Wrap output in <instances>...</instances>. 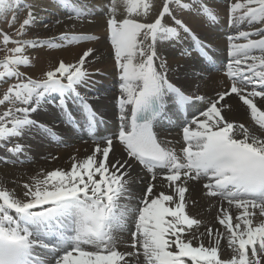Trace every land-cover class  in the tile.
Listing matches in <instances>:
<instances>
[{
	"label": "snow or ice",
	"instance_id": "1",
	"mask_svg": "<svg viewBox=\"0 0 264 264\" xmlns=\"http://www.w3.org/2000/svg\"><path fill=\"white\" fill-rule=\"evenodd\" d=\"M56 6L80 22H92L98 12L106 17L120 80L115 139L126 159L115 154L113 137L96 139L98 114L78 90L88 86L85 65L92 48L75 63L58 61L40 79L21 71L32 65L30 49L98 37L62 32L45 40L25 39L41 20L38 5L0 0V19L14 29H0V87L7 85L0 96V106H6L0 111V142L34 130L55 138L52 128L32 118L55 94L69 125L80 126L68 101L80 106L96 144L86 157L73 156L70 169L30 176L22 194L0 179V264H264V28L241 29L264 25V0L230 5V26L237 29L228 37L224 75L230 87L214 99L186 94L173 83L167 60L157 50L165 41L179 42L183 32L207 56L206 46L179 16L197 10L215 22L214 10L203 0H108L103 8L56 0ZM20 11L26 12L22 21ZM169 95L181 111L194 100L207 103L182 122L179 150L154 130L158 121L170 120L165 111ZM229 96L246 106L252 124L227 118ZM7 151L18 158L25 146L14 143ZM137 164L150 174L139 197L132 187ZM193 182L202 184L205 196L218 198L215 220L221 228L187 211ZM125 233L129 239L122 245Z\"/></svg>",
	"mask_w": 264,
	"mask_h": 264
},
{
	"label": "bare ground",
	"instance_id": "2",
	"mask_svg": "<svg viewBox=\"0 0 264 264\" xmlns=\"http://www.w3.org/2000/svg\"><path fill=\"white\" fill-rule=\"evenodd\" d=\"M55 1L56 0H35L37 5L43 6L42 8H45L47 5H53ZM158 1L159 0H157V2ZM234 2H236V0H225L222 4L212 2L211 8L217 16L215 22L209 21L206 17L199 14L197 10L180 13L179 16L186 21L193 32L221 49L220 56H224V54L226 56V49L229 47V41L226 40V38L222 36L223 34L219 33L217 29H222V31H226V33H233L234 30H237L235 27H232L230 30H224L229 20L228 12L226 13L229 6L228 4ZM219 5L227 6V9L223 10ZM48 10L54 11L53 8H48ZM49 20H52V18H45L44 22ZM54 20L56 22L59 21L57 17H55ZM61 21L62 24H55L57 29L58 27L63 28L58 30L59 32L49 33L53 25L48 24L46 30L43 28L44 26L42 27L41 25L39 29L41 31L45 30L46 32H44L45 34L43 36L39 37L48 39L49 37H58L60 31H70L74 34L95 36L101 40L106 39L108 43L110 41L106 31V24L103 22L104 20L99 22L97 20H92V22H88L87 20L80 22L68 18ZM77 23H81L82 25L80 24L78 28H74L73 26H77ZM263 26L264 25H254L249 29L245 24L241 25V29L249 31ZM34 29H38V27L34 26ZM214 29L216 31H214ZM212 34L214 35L212 36ZM81 43L83 44H74L56 49H30L28 54L33 58L32 65L31 67H22L21 71L33 79H40V76H42L46 70L57 66L58 61L63 60L65 63H75L84 51L92 48L94 50L93 56L88 58L90 63L86 61L85 65L90 73L89 83L88 86L81 87L79 90L85 92L89 96H94V99L91 100L94 106L111 121L104 131V134L107 135L115 126L113 122L115 121L116 114V98L117 93H120L116 91L114 94L112 90H109L107 87L109 85H114V83H120L118 71L114 66V51L110 43L108 49L101 44H104L103 41L98 42L97 39L91 42L84 41ZM192 44L193 40L191 37L182 32L179 42L165 41L157 45V50L158 54L167 60L169 76L175 82L181 85L187 92L193 94L204 93L206 99H214L219 92L228 88L229 82L222 74L209 73L203 69L204 66L196 53H189ZM51 54L57 56L49 58ZM198 70L203 72L202 76H198ZM100 71L104 73L107 72L108 76L100 74ZM197 82H200L199 86H195ZM97 94L99 95L98 98H96ZM102 94H105V96H101ZM58 99L59 98L56 97L55 94L50 96L48 102L43 104L37 112L32 114L33 119H37L39 123L53 129L56 133L55 138L47 136L42 131L34 130L21 138H12L9 141L0 142V179L6 180L7 186L16 189L18 194H22V184L27 182L28 178L36 172L40 170L51 171L57 168L70 169L72 163L71 158L73 156L84 158L91 154L96 146L95 142L88 136L84 125H81L80 131H77L71 125L64 122V115L58 107ZM226 100L232 106L231 109L226 112L228 119L243 122L246 126L252 124L246 106H244L241 101L235 96H229ZM56 101L58 102L57 104ZM201 102L203 105L207 104L206 101ZM168 126L171 128L170 125ZM14 143H20L25 146V152L18 158L7 151V148ZM6 144L7 146L5 147ZM113 147L118 157L126 159L123 146L114 142ZM8 156L12 157V162L7 161ZM111 158L112 154H110V159ZM17 159L19 162H17ZM132 175L134 177L132 187L135 195L139 197L143 194V189L147 187L150 179L138 164L133 166ZM157 183L159 184L160 181L158 180ZM186 199L189 201L187 211L190 215L205 221L206 224L221 228L215 220L218 214L217 209L219 207V200L218 198L205 196L201 183L193 182L190 185V190L189 193L186 194ZM233 211L235 210L233 209ZM128 239L127 233L123 234L122 245L126 243ZM122 245L121 250H125Z\"/></svg>",
	"mask_w": 264,
	"mask_h": 264
},
{
	"label": "rangeland",
	"instance_id": "3",
	"mask_svg": "<svg viewBox=\"0 0 264 264\" xmlns=\"http://www.w3.org/2000/svg\"><path fill=\"white\" fill-rule=\"evenodd\" d=\"M25 1V3H33V4H36V2H35V0H24ZM47 1V0H46ZM79 1H82L81 3L80 2H77V4L78 5H80V6H88V7H92V8H103L105 5L104 4H107V2H108V0H79ZM159 2V1H158ZM214 2V1H213ZM216 4H221V3H217V2H215ZM56 4V2L53 4V5H47L45 8H42L43 6L42 5H38V7L36 8V11H37V14L41 17V20L35 25V26H37L38 27V29H34V27L32 28V29H30V31H29V34L26 36V37H24L25 39H33V38H40V39H42V40H45L44 38L45 37H39V36H43L45 33L44 32H46L45 30H46V27L47 26H45V25H48V24H50V25H53V28H52V30L51 31H49V33H53V32H59L58 30H60V29H63L62 27H58V29L56 28V25L55 24H58L55 20H54V18L55 17H57V19L60 21V23L62 24V21L61 20H64V19H68V15H64V13L62 12L61 13V11L62 10H59L58 9V7L55 5ZM37 5V4H36ZM229 5V4H228ZM220 6V8H222L223 10H226V6H222V5H219ZM48 8H53L54 9V11H52V10H48ZM44 9V10H43ZM46 10V11H45ZM57 10V11H56ZM54 12H56V13H54ZM228 12V9L226 10V13ZM67 13V12H66ZM97 15V16H96ZM95 16H93V17H91V20H97L98 22L99 21H103L105 24H106V17L104 16V15H102L101 13H97ZM25 16H26V12L25 11H20L19 12V20H23L24 18H25ZM45 18H52V20H49V21H47V22H44V19ZM100 19V20H99ZM102 19V20H101ZM45 24V25H44ZM80 24L81 23H77V26H73L74 28H78L79 26H80ZM86 24V23H85ZM84 24V25H85ZM42 25V27L45 29V30H43V31H41L40 29H39V27ZM82 25V24H81ZM70 27H72V26H70ZM67 28H69V27H67ZM0 29H2L3 31H5V32H9V33H11V32H13L14 31V29L13 28H10L9 27V25H8V23H6V22H4L2 19H0ZM36 30V31H35ZM220 30L221 29H217V31L219 32V33H221L220 32ZM213 31V30H212ZM214 31H216L215 29H214ZM63 31H60V33H62ZM68 33H70V34H74V33H71L70 31H67ZM214 34H212V36H213ZM36 36V37H35ZM105 39V38H104ZM98 40V42H104V44L103 43H101L102 45H103V47H105V48H108L109 49V43H108V41L105 39V40H101V39H97ZM91 41H93V40H91ZM90 41V42H91ZM96 43H97V41H96ZM79 44H83V43H79ZM111 50V49H110ZM103 51V50H102ZM3 56V52H0V57H2ZM55 56H57V55H54V54H51L50 55V57L49 58H53V57H55ZM100 72H102V71H100ZM106 74H108L107 72H105ZM40 77H42V76H40ZM198 84V82L196 83V85ZM195 85V86H196ZM6 87H7V85H4V86H2V87H0V96H2V93H3V91L6 89ZM5 107L6 106H0V111H3V110H5ZM7 146V144L5 145V147ZM11 147V146H10ZM9 152V151H8ZM9 159V160H8ZM7 161L8 162H12V157L11 156H8L7 157Z\"/></svg>",
	"mask_w": 264,
	"mask_h": 264
}]
</instances>
